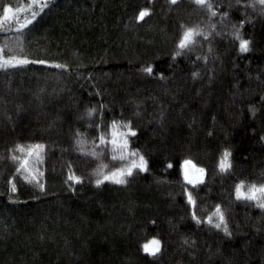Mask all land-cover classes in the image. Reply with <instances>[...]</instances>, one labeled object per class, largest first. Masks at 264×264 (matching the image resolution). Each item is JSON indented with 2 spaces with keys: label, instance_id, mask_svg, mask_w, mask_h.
Wrapping results in <instances>:
<instances>
[{
  "label": "trees",
  "instance_id": "1",
  "mask_svg": "<svg viewBox=\"0 0 264 264\" xmlns=\"http://www.w3.org/2000/svg\"><path fill=\"white\" fill-rule=\"evenodd\" d=\"M46 2L41 12V0H0V15L5 4L39 13L19 33L15 22L0 30L5 54L47 62L0 70V264H264V209L237 201L234 192L241 181L264 184L260 7L211 0L217 15L210 19L191 0ZM141 10L149 15L137 20ZM18 19H31V11ZM182 25L203 28L208 39L198 36L174 56ZM233 25L250 42L247 52ZM113 120L131 123L129 147L145 157L148 171L97 186L99 165L109 172L125 163L99 141L101 132L110 139ZM78 139L103 157L82 155ZM36 143L46 146L35 165L43 190L14 177L8 158L16 144ZM225 150L232 167L220 172ZM184 160L205 170L203 183L185 182ZM216 205L230 235L206 222ZM153 238L160 251L150 256L142 245Z\"/></svg>",
  "mask_w": 264,
  "mask_h": 264
},
{
  "label": "snow or ice",
  "instance_id": "2",
  "mask_svg": "<svg viewBox=\"0 0 264 264\" xmlns=\"http://www.w3.org/2000/svg\"><path fill=\"white\" fill-rule=\"evenodd\" d=\"M36 0H33V4ZM172 4H176L177 0H170ZM191 2L200 9L207 10L209 13V18L217 15V12L214 10L215 6L211 3V0H191ZM240 0H237L239 4ZM49 5L46 0H41L40 11L42 12ZM231 6V5H230ZM260 7V14L264 15V0H250L247 7H251L254 10ZM31 11V19H26L24 23H21L18 19L19 13H27ZM39 15L38 12L32 10V5H29L28 8H16L15 10L5 4L2 9V15H0V30L5 29L6 26H11L15 22L18 27H16V32H21L28 25H30L36 17ZM149 15L147 10H141L139 15L136 17L137 20H143L146 16ZM227 13H223L224 17H227ZM243 23V21L241 22ZM183 32L177 43V51L174 53V56L183 54L185 50H189L191 46L195 44L196 38L198 36H204L205 39H208V33L205 32L203 28L200 27H186L181 26ZM215 25L209 24V31L215 29ZM233 36L234 39L239 41V49L241 52H247L249 50V41L242 38L239 28L236 25H233ZM22 51V49H21ZM13 49L9 48L8 53H12ZM29 63H39L46 64L44 60L29 61L27 58H22L19 55L15 54H5V48L0 47V70L7 71L8 69H15L22 65H27ZM56 68H65V65L56 64L53 65ZM144 72L151 74L153 69L147 67L143 69ZM195 76L196 74L193 73ZM103 106H101L102 108ZM95 109H90L88 112L89 116H92ZM100 126L97 125V128ZM121 128L124 130L121 131ZM110 130V139L105 132H101L99 136V141L101 145L110 144L112 152V160H119L123 163L121 167L115 168L112 171L105 172L104 169L107 168L106 164L99 165L96 170L98 178L95 180L97 186L103 184L105 181H110L115 184H125L127 182V177H130L134 174V170H139L140 172L148 171V161L143 155L139 153V150L130 151L129 150V137H135L136 132L133 130L131 123H124L122 121L118 122L113 120L110 125H108ZM81 134L76 133V136L79 137ZM84 141L77 140V150L81 152L82 155L91 156L95 159H101L104 155L103 151H96L95 145L92 151H85L83 147ZM45 145L42 143L30 144V145H21L16 144L13 148L8 151L11 155L8 157L13 164L16 166L14 177H23L28 183H35L41 190H43L44 185L40 182L44 173L41 172L35 165L42 164L44 162L45 155ZM19 153V155H17ZM231 153L225 150L222 154V157L219 162L220 172L228 171L232 165L229 161V156ZM172 167V165H168ZM184 180L187 184H191L193 187H196L198 184L203 183V176L205 170L203 168L197 167L191 160H184L182 165ZM68 180L73 181L74 183H80L81 178L70 174ZM9 186V193L16 192V184L13 179L7 181ZM235 199L237 201H249L254 202L257 207L264 209V184H248L246 185L244 181H241L235 185ZM185 194L187 195L188 204L192 205L193 209L196 207V200L193 198L192 193L188 192L185 189ZM216 219L218 222L213 224V219ZM192 219L195 220L198 224L201 223L200 219L197 217L196 212H192ZM208 224H212L215 228H221L224 226L225 233L230 235L227 230V225L225 221V214L221 209L220 205H216L214 212L207 217ZM143 251L150 256H155L160 251V241L153 238L149 242L142 245Z\"/></svg>",
  "mask_w": 264,
  "mask_h": 264
},
{
  "label": "rangeland",
  "instance_id": "3",
  "mask_svg": "<svg viewBox=\"0 0 264 264\" xmlns=\"http://www.w3.org/2000/svg\"><path fill=\"white\" fill-rule=\"evenodd\" d=\"M20 22H21V23H24V22H25V19H24L23 21L20 20ZM129 150H130V151H135V150L131 149L130 147H129Z\"/></svg>",
  "mask_w": 264,
  "mask_h": 264
}]
</instances>
